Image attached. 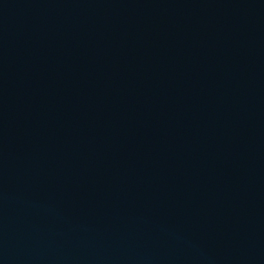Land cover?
<instances>
[{
	"label": "water",
	"instance_id": "95a60500",
	"mask_svg": "<svg viewBox=\"0 0 264 264\" xmlns=\"http://www.w3.org/2000/svg\"><path fill=\"white\" fill-rule=\"evenodd\" d=\"M0 264H264V0H0Z\"/></svg>",
	"mask_w": 264,
	"mask_h": 264
}]
</instances>
